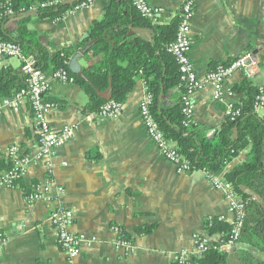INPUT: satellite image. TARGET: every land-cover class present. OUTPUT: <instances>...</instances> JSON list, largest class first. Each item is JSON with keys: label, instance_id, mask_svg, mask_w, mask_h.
Masks as SVG:
<instances>
[{"label": "crops", "instance_id": "crops-1", "mask_svg": "<svg viewBox=\"0 0 264 264\" xmlns=\"http://www.w3.org/2000/svg\"><path fill=\"white\" fill-rule=\"evenodd\" d=\"M148 1L159 10V22L170 24L188 0ZM191 1L190 58L199 78L244 53L260 64L253 78L242 71L226 78L225 101L240 104L247 96L237 87L245 82L264 86V0ZM107 3L94 0L89 7L66 14L62 21L39 17L36 7L15 11L5 17L1 29L16 39L22 32L33 33L50 55L73 46L76 53L68 68L78 75L87 65L84 54L92 44L90 29L103 18ZM131 31L140 35L149 30ZM21 64L19 57L0 56L1 68L9 67L23 79ZM55 71L52 66L44 71L50 83L47 97L55 103L48 120L53 131L73 126L75 134L55 149L50 158L52 172L46 159L33 160L20 181L0 191V264H71L50 218L60 201L73 212L72 230L96 239L72 264H173L183 251L193 257L195 235L208 234L207 218L216 216L228 222L232 218L226 195L215 187L213 179L226 181L227 172L250 160V147L211 177L202 170L178 173L147 135L140 113L147 94L143 78H137L117 116L102 118L84 113L89 102L86 91L76 82L55 78ZM181 94V86L166 92L162 105L179 104ZM193 104V122L209 127V136L226 121V104L214 99L211 84L194 94ZM257 114L262 118V111ZM14 146L19 156H34L39 151L33 110L27 101L0 114V161L15 164L10 155ZM49 180L53 184L48 193L38 200L27 199L34 188ZM57 187L64 189L60 198ZM115 226L126 234L130 248L119 244L121 234ZM225 251L230 264H244L248 250L235 247ZM257 253L256 249L251 254Z\"/></svg>", "mask_w": 264, "mask_h": 264}, {"label": "trees", "instance_id": "trees-1", "mask_svg": "<svg viewBox=\"0 0 264 264\" xmlns=\"http://www.w3.org/2000/svg\"><path fill=\"white\" fill-rule=\"evenodd\" d=\"M11 1L16 12L36 7L39 17L62 21L69 10L83 0L71 3H64L65 0L58 3H55L56 0ZM107 1L103 18L95 21L90 29L92 44L84 54L87 65L78 75L68 68L71 57L76 53L73 46L50 55L44 46L37 43L33 33L22 32L19 39L7 37L1 29L5 18L0 21V39L19 44L22 54L26 57L33 55L38 67L44 71L51 66L54 70H68L89 96V102L84 107L87 114H98L110 101L123 104L137 78H143L151 95V113L165 136L175 143L178 152L189 162L191 171L218 173L241 151L250 147V160L227 172L225 180L242 199L249 201V215L239 242L254 246L258 253L245 252L244 264H264V257H259V253L264 254V119L254 110L260 87H253L247 82L237 87V91L247 96L243 102L236 104L242 115L236 120L227 117L221 127L209 136V127L187 122L181 98L180 103L172 107L162 105L163 94L181 86L178 63L168 50L169 44L176 38L181 16L170 24H161L157 16L155 19L143 16L132 0ZM42 3L47 5L42 6ZM133 29H146L154 35L145 40L138 34L131 35ZM22 74L23 79L9 67L0 69V100L13 97L26 86V75ZM10 170H17V165L12 161H0V177ZM21 179H16L15 183ZM206 229L210 236L221 235L227 240L232 223L213 216L207 218ZM149 230L147 228L146 232ZM189 263L230 264L226 251L213 248L201 256L191 257Z\"/></svg>", "mask_w": 264, "mask_h": 264}, {"label": "built area", "instance_id": "built-area-1", "mask_svg": "<svg viewBox=\"0 0 264 264\" xmlns=\"http://www.w3.org/2000/svg\"><path fill=\"white\" fill-rule=\"evenodd\" d=\"M60 0H56L58 3ZM64 0H61L63 2ZM94 0H83L74 5L69 13H74L81 9L89 7ZM136 9L145 17L155 19L159 10L152 7L148 0H132ZM51 3V2H50ZM47 3H42L46 6ZM31 10H34L32 8ZM22 13L25 9L20 10ZM15 10L11 0H0V21L8 16L14 15ZM194 15L193 2L186 1L180 10V24L176 38L169 44L168 50L175 57L180 73V81L182 87V112L187 118V122L193 121L194 94L204 87L205 84H211L214 87V99L225 102L226 115L230 120H236L242 115V110L236 106L234 102L225 101L224 82L227 77L231 76L236 71H242L247 78H253L260 69V64L256 58L249 53L239 55L237 58L227 64H221L214 70L209 71L204 79L199 78L194 64L190 58L191 51V21ZM0 56L1 57H19L21 58V71L26 75V86L19 90L13 97L0 100V114L4 109H18L24 102H28L33 110L35 129L38 135L39 151L33 155H17L18 147L14 146L10 149V155L15 157L17 170L4 172L0 177V191L3 188H11L15 185V180L23 177L27 172V167L33 160L46 159V164L49 171H53L51 157L54 155L55 149L67 143L75 134L73 126H65L60 131L51 129L48 115L55 107V103L47 98L50 91V83L47 80L46 73L37 65V61L32 56H24L19 44L13 41H5L0 39ZM1 69V66H0ZM54 77L64 83H74V78L65 68L56 70ZM151 95L148 93L140 104V113L145 124L147 135L155 143L159 151L172 163L178 173H188L191 171V166L186 158L177 150L175 143L168 139L159 124L155 120L149 109ZM123 104L115 101H110L105 104L102 110L97 114L99 117L117 116L122 109ZM255 112L262 111L264 119V86H260V93L255 98ZM211 177L212 173L206 171ZM217 189L224 191L229 204L231 214L232 229L230 230V238L224 240L221 235H215V241H212V236L209 234L195 235L196 253L193 256H201L208 249H219L225 251V248H233L240 241V237L245 227V222L248 216L249 201L242 199L233 189L230 183L224 180L213 179ZM52 181L47 184L37 186L33 192L27 195L30 201L41 199L49 192ZM58 198L63 195V187H57ZM51 221L58 232V243L64 253L67 255L69 262L72 264L74 260L81 254L84 247L91 246L96 239L87 236L85 233H76L72 230L74 223L73 212L65 207L62 202L51 213ZM221 218V217H219ZM223 219V218H221ZM121 234L119 244L130 248L131 242L126 239L123 231L119 227H114ZM0 233V237H1ZM190 254L181 252L173 264H190Z\"/></svg>", "mask_w": 264, "mask_h": 264}, {"label": "water", "instance_id": "water-1", "mask_svg": "<svg viewBox=\"0 0 264 264\" xmlns=\"http://www.w3.org/2000/svg\"><path fill=\"white\" fill-rule=\"evenodd\" d=\"M73 1H76V0H65L64 3H71ZM131 34L133 33V31L130 32ZM154 35V33L152 31H145L143 33H140V37L145 39V40H149L152 36ZM235 247H237L238 249H245V250H248L250 253H255L256 252V249L247 244V243H244V242H240V243H237L235 245Z\"/></svg>", "mask_w": 264, "mask_h": 264}]
</instances>
